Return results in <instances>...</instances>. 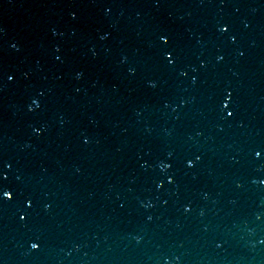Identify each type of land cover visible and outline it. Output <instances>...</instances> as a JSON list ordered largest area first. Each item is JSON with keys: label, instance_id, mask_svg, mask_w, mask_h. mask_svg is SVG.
<instances>
[{"label": "water", "instance_id": "95a60500", "mask_svg": "<svg viewBox=\"0 0 264 264\" xmlns=\"http://www.w3.org/2000/svg\"><path fill=\"white\" fill-rule=\"evenodd\" d=\"M0 264H264V0H0Z\"/></svg>", "mask_w": 264, "mask_h": 264}, {"label": "clouds", "instance_id": "9594fccd", "mask_svg": "<svg viewBox=\"0 0 264 264\" xmlns=\"http://www.w3.org/2000/svg\"><path fill=\"white\" fill-rule=\"evenodd\" d=\"M32 247H33V245H32ZM33 248H35V247H33Z\"/></svg>", "mask_w": 264, "mask_h": 264}, {"label": "snow or ice", "instance_id": "6c2138e0", "mask_svg": "<svg viewBox=\"0 0 264 264\" xmlns=\"http://www.w3.org/2000/svg\"><path fill=\"white\" fill-rule=\"evenodd\" d=\"M35 247V245H33Z\"/></svg>", "mask_w": 264, "mask_h": 264}]
</instances>
